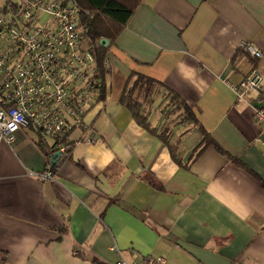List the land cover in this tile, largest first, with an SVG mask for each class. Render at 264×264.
I'll return each mask as SVG.
<instances>
[{"label":"crops","instance_id":"0c3cea01","mask_svg":"<svg viewBox=\"0 0 264 264\" xmlns=\"http://www.w3.org/2000/svg\"><path fill=\"white\" fill-rule=\"evenodd\" d=\"M105 54L106 93L66 153L34 128L1 145L0 264H264V84L231 89L264 77V0H142ZM138 77L156 134L121 102Z\"/></svg>","mask_w":264,"mask_h":264},{"label":"built area","instance_id":"2783aa9c","mask_svg":"<svg viewBox=\"0 0 264 264\" xmlns=\"http://www.w3.org/2000/svg\"><path fill=\"white\" fill-rule=\"evenodd\" d=\"M83 15L75 0H0V147L34 128L55 139L63 154L71 134L88 129V114L106 92L102 68L106 72L108 62H100ZM241 48L254 58L263 56L250 43ZM263 84V75L253 70L231 89L243 100L250 93L262 96ZM254 119L264 132V105L254 107ZM52 175L48 170L40 178ZM115 264L167 262L148 256L140 263Z\"/></svg>","mask_w":264,"mask_h":264},{"label":"trees","instance_id":"16d2710c","mask_svg":"<svg viewBox=\"0 0 264 264\" xmlns=\"http://www.w3.org/2000/svg\"><path fill=\"white\" fill-rule=\"evenodd\" d=\"M83 11V22L86 24L88 29L89 37L96 43L100 62H105V53L116 43L118 37L126 28L130 19L134 16L136 10L141 4L142 0H75ZM102 40H108L109 43L105 45ZM102 75L105 77V69L102 68ZM140 86L142 90L141 99L132 98V90L134 87ZM152 82L150 79L144 77H138L134 85L131 84V88L126 90L122 97V104H124L131 112L133 118L143 128L149 130L151 133L156 134L148 121V116L144 113L142 108V96L150 92ZM105 89L103 95H105ZM184 114L189 119L193 117L190 113L189 108L186 106L183 108ZM196 122V119L193 118ZM161 139L169 142L168 132L161 134ZM211 142L210 137L205 135L202 146L205 147ZM54 155V152L49 153ZM239 165V163H236ZM95 264H98L94 261Z\"/></svg>","mask_w":264,"mask_h":264},{"label":"water","instance_id":"95a60500","mask_svg":"<svg viewBox=\"0 0 264 264\" xmlns=\"http://www.w3.org/2000/svg\"><path fill=\"white\" fill-rule=\"evenodd\" d=\"M102 43H104L105 45H107V44L109 43V41H108V40H102ZM259 107H260V106H259ZM61 155H62L61 152H57V153L55 154V157L57 158L56 160H58V158H59ZM56 160H53V161L56 162Z\"/></svg>","mask_w":264,"mask_h":264}]
</instances>
